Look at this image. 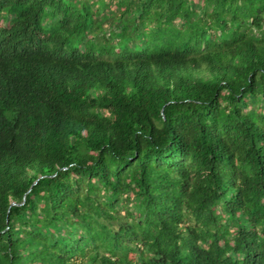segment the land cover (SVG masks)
Masks as SVG:
<instances>
[{
    "label": "trees",
    "instance_id": "1",
    "mask_svg": "<svg viewBox=\"0 0 264 264\" xmlns=\"http://www.w3.org/2000/svg\"><path fill=\"white\" fill-rule=\"evenodd\" d=\"M0 264H264V0H0Z\"/></svg>",
    "mask_w": 264,
    "mask_h": 264
},
{
    "label": "rangeland",
    "instance_id": "2",
    "mask_svg": "<svg viewBox=\"0 0 264 264\" xmlns=\"http://www.w3.org/2000/svg\"><path fill=\"white\" fill-rule=\"evenodd\" d=\"M113 5H114V4H113ZM113 5H111V7L109 8L108 11H113V10H114ZM109 23H110V22H107V23L105 24V27L108 28V29L110 28V26H109L110 24H109ZM129 207H132V203L129 204ZM125 213H126V210H122V214L125 215Z\"/></svg>",
    "mask_w": 264,
    "mask_h": 264
},
{
    "label": "water",
    "instance_id": "3",
    "mask_svg": "<svg viewBox=\"0 0 264 264\" xmlns=\"http://www.w3.org/2000/svg\"><path fill=\"white\" fill-rule=\"evenodd\" d=\"M37 182H38V181H37ZM37 182H36V183H37ZM12 205H16V204H15V203H12Z\"/></svg>",
    "mask_w": 264,
    "mask_h": 264
}]
</instances>
